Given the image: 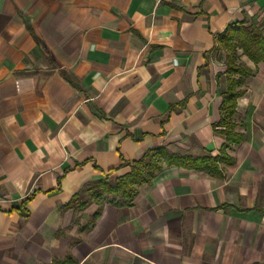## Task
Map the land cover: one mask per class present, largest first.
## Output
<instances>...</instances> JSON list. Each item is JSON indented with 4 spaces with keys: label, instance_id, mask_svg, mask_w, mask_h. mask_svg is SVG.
<instances>
[{
    "label": "crops",
    "instance_id": "obj_1",
    "mask_svg": "<svg viewBox=\"0 0 264 264\" xmlns=\"http://www.w3.org/2000/svg\"><path fill=\"white\" fill-rule=\"evenodd\" d=\"M241 22L264 30V0H0V264H264V64L244 56L221 177L165 168L130 206L67 207L151 150L220 155L217 38Z\"/></svg>",
    "mask_w": 264,
    "mask_h": 264
},
{
    "label": "trees",
    "instance_id": "obj_2",
    "mask_svg": "<svg viewBox=\"0 0 264 264\" xmlns=\"http://www.w3.org/2000/svg\"><path fill=\"white\" fill-rule=\"evenodd\" d=\"M217 45L218 50L227 53L228 81V89L222 95L221 120L214 126V131L224 136L228 143L222 147L220 155L195 159L172 154L166 148L151 150L140 161L131 165L129 173L113 181L107 177L91 185L74 196L67 207L84 210L94 203L100 206L104 204L130 206L138 196L139 188L152 184L155 177L165 168L177 167L222 176L220 165L233 164L227 154L230 145L240 144L244 139L243 135L235 132L237 124L234 118L237 114L238 100L245 94L243 87L246 80L254 75V71L241 59V56L246 57L256 66L264 64V31L256 22L235 23L218 36ZM239 52L242 54L239 55ZM62 75L72 85H76L70 74L62 72Z\"/></svg>",
    "mask_w": 264,
    "mask_h": 264
},
{
    "label": "rangeland",
    "instance_id": "obj_3",
    "mask_svg": "<svg viewBox=\"0 0 264 264\" xmlns=\"http://www.w3.org/2000/svg\"><path fill=\"white\" fill-rule=\"evenodd\" d=\"M259 24H261V23L259 22ZM263 31H264V30H263ZM239 55H241V52H239ZM243 61L246 62V59H243ZM110 180L113 181V179H110ZM84 196H87V195H84Z\"/></svg>",
    "mask_w": 264,
    "mask_h": 264
}]
</instances>
